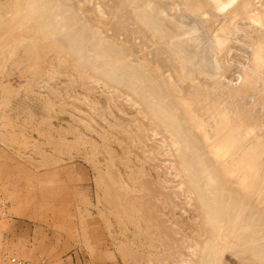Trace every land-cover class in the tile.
<instances>
[{
    "label": "rangeland",
    "instance_id": "374dc122",
    "mask_svg": "<svg viewBox=\"0 0 264 264\" xmlns=\"http://www.w3.org/2000/svg\"><path fill=\"white\" fill-rule=\"evenodd\" d=\"M18 4L0 0L7 15ZM5 20L0 27V261L14 256L33 264H148L158 256L163 264L194 260L193 251L208 233L167 138L126 94L62 63L57 43L24 40L12 48L15 31ZM22 27L18 30L26 34L33 31L31 24ZM105 32L127 39L116 28ZM144 51H131L130 58L143 57ZM263 120L261 114L256 121ZM263 195L264 190L253 198L257 205L263 201L262 208ZM248 257L238 256L239 263L259 264ZM160 258L149 264H162Z\"/></svg>",
    "mask_w": 264,
    "mask_h": 264
},
{
    "label": "bare ground",
    "instance_id": "6f19581e",
    "mask_svg": "<svg viewBox=\"0 0 264 264\" xmlns=\"http://www.w3.org/2000/svg\"><path fill=\"white\" fill-rule=\"evenodd\" d=\"M17 1L12 15L0 7V27L7 19L15 31L12 48L57 43L62 63L126 94L169 141L208 233L181 264H240L247 255L264 264L263 201L253 199L264 190V120L256 121L264 114V0ZM26 24L31 34L18 30ZM138 48L144 56L130 58Z\"/></svg>",
    "mask_w": 264,
    "mask_h": 264
},
{
    "label": "built area",
    "instance_id": "2783aa9c",
    "mask_svg": "<svg viewBox=\"0 0 264 264\" xmlns=\"http://www.w3.org/2000/svg\"><path fill=\"white\" fill-rule=\"evenodd\" d=\"M0 264H33L31 261L18 257H5L0 261Z\"/></svg>",
    "mask_w": 264,
    "mask_h": 264
},
{
    "label": "crops",
    "instance_id": "0c3cea01",
    "mask_svg": "<svg viewBox=\"0 0 264 264\" xmlns=\"http://www.w3.org/2000/svg\"><path fill=\"white\" fill-rule=\"evenodd\" d=\"M16 208V207H15ZM16 209H18V208H16Z\"/></svg>",
    "mask_w": 264,
    "mask_h": 264
}]
</instances>
